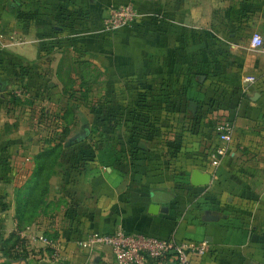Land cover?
<instances>
[{
  "label": "crops",
  "instance_id": "1",
  "mask_svg": "<svg viewBox=\"0 0 264 264\" xmlns=\"http://www.w3.org/2000/svg\"><path fill=\"white\" fill-rule=\"evenodd\" d=\"M123 3L135 7L136 23L103 31L107 7ZM252 33L264 38V0H0V78L32 95L33 106L76 109L73 125L90 126L84 101L69 95L97 94L99 107L106 102L111 112L105 120L93 111L101 132L60 152L42 209L17 229V192L30 177L39 139L22 128L21 95L0 100V241L24 231L58 245L53 257L39 241L21 239L24 259L0 253V264H115L108 247L78 245L91 233L115 229L205 242L206 252L189 255L187 264H264V42L250 47ZM213 42L223 47V65L235 62L219 75L234 79L225 81L233 85L229 97L204 102L206 112L196 108L197 132L164 136L166 122L181 124L180 109L178 119L167 117L158 100L174 90L164 81L177 80L180 49L207 56ZM221 121L232 125L229 150L209 161ZM192 170L207 173L208 184L191 185ZM153 193L159 201L151 213ZM149 264L177 260L167 253Z\"/></svg>",
  "mask_w": 264,
  "mask_h": 264
},
{
  "label": "rangeland",
  "instance_id": "2",
  "mask_svg": "<svg viewBox=\"0 0 264 264\" xmlns=\"http://www.w3.org/2000/svg\"><path fill=\"white\" fill-rule=\"evenodd\" d=\"M215 36V35H214ZM3 35L0 34V41H3L2 39ZM13 35H8L7 40H12ZM2 39V40H1ZM213 39H215L213 37ZM209 48L210 52L207 56H204L199 49L197 50H190L188 46L182 47L180 49V61L175 62V65L178 69V78L175 81H169L166 80L165 85L174 87V90L171 92H164V93H159V106H160V101L164 100V107H165V112L169 113L168 115L173 114V117H176L178 119L177 109L179 108V119L181 121V124L178 125L177 127H172L170 126L169 122H166L163 126V135H169V134H175V135H183L186 133H195L197 132V129L199 130L200 128V121H196L197 118L199 120L200 116L196 114V108L198 107L200 110H202L204 106L207 104L205 103H211L212 101H225L224 99L226 97H229L227 94V88L232 87V84H227L225 81H230L231 83L234 81L233 78L230 77V80L226 79H221L219 77L220 74L226 73V72H231L227 71L226 69L232 66L234 64V60L226 63L223 65L221 62L225 56H223V47L221 46H216L213 44ZM171 65L169 66V69H171ZM231 70V69H229ZM189 73H193V75H189ZM199 76H201V80L199 79ZM191 79V81H190ZM10 80H13L10 78ZM10 82V83H9ZM19 85H14L9 81V78H0V100L4 101L5 103H9L13 101V99L18 98V96L21 95V99H19L20 105L19 107L23 108V111L20 110L19 108L17 109L18 112H20V123L22 124V128L25 130V132L29 133L30 135H34L39 139V143L35 144L38 148L44 149L45 147H49L52 144L56 142H63V140L69 136L72 132H74L78 125H73L70 123L72 120L73 122L75 121L76 117V109L73 111H70L68 114H64L67 109H64L60 111L58 107H54L56 110H51L49 108H46L45 110V105L37 101V104L33 106V102H31L32 95L27 94V93H19ZM227 86V87H226ZM207 90L208 94L205 95V93H201V91ZM201 94L205 97V101L202 100ZM208 95H211L213 98H209ZM69 100H72L71 102H76L77 97H80L84 101V107L87 109L81 110V112H84L86 115V120L90 124V128L94 129L93 133L90 134L89 138H91L96 132H101L99 131V128L97 125H95L94 122V116L91 110V107L94 105L96 107L95 110V115L97 114L100 115V117H103V119L108 120L107 118L109 117L110 108L109 105L106 104V102L99 107V103H101L102 100L99 101L98 95H93L92 93H85L84 95L81 94H76V95H69ZM108 98H115L116 95H108L106 94ZM124 97L125 95H120ZM128 96V95H126ZM148 96H155V95H148ZM41 96L39 95L38 98L39 100H42L40 98ZM106 98V99H108ZM125 98V97H124ZM38 100V99H37ZM190 101L195 103L194 106V112L192 113L189 109ZM125 102V101H124ZM76 105V103H73ZM115 103H112L113 105ZM31 106V107H30ZM33 106V107H32ZM210 107V106H209ZM207 107V109H209ZM99 108V109H98ZM13 111L15 109L10 108V111L8 112L9 117L11 118L13 115ZM204 111L206 112V108H204ZM88 113V115H87ZM62 115H65L63 118ZM194 115V116H193ZM201 115L202 119L206 118V115ZM95 116V117H96ZM194 117L191 119L190 122V117ZM98 117V116H97ZM197 117V118H195ZM217 117L214 116L211 118V121L216 119ZM170 119L172 120V116H170ZM96 121V119H95ZM167 121V120H166ZM75 122H78L75 121ZM94 122V124H93ZM97 123V122H96ZM110 123V122H109ZM121 126H125L126 131L131 128V126L121 123ZM103 127H100V130ZM107 128V127H105ZM122 128V127H121ZM174 128V129H173ZM124 129V127H123ZM148 128H146L147 130ZM151 129L149 128L147 131L149 134H151ZM176 129V130H175ZM103 132V131H102ZM123 132V131H122ZM124 133V132H123ZM88 138V139H89ZM87 140H84L82 144H86ZM70 147V146H69ZM67 148H62L63 149H68ZM37 149V151H39Z\"/></svg>",
  "mask_w": 264,
  "mask_h": 264
},
{
  "label": "built area",
  "instance_id": "3",
  "mask_svg": "<svg viewBox=\"0 0 264 264\" xmlns=\"http://www.w3.org/2000/svg\"><path fill=\"white\" fill-rule=\"evenodd\" d=\"M137 11L129 3L110 5L101 19V29L105 32H114L121 28L134 25L137 21ZM264 38L257 33L249 37V46L260 47ZM247 82H252V77H246ZM217 143L208 152L209 161L217 162L229 150L232 137V125L229 121H221L215 126ZM17 236L22 240L39 241L43 246L52 251L53 257L58 256V245L54 240L43 235L26 234L17 231ZM86 249L102 245L110 249L115 264H149L166 255L173 253L177 264H187L189 255L201 256L206 252V243H196L191 240H176L173 237H158L143 233L125 232L115 229L111 232H95L78 242Z\"/></svg>",
  "mask_w": 264,
  "mask_h": 264
},
{
  "label": "trees",
  "instance_id": "4",
  "mask_svg": "<svg viewBox=\"0 0 264 264\" xmlns=\"http://www.w3.org/2000/svg\"><path fill=\"white\" fill-rule=\"evenodd\" d=\"M11 102H15V99ZM93 108L94 107H91L92 113L95 111ZM69 112V110H66L64 114H68ZM62 116L63 118L65 117V115ZM93 131L94 129H91L89 126V134L86 138H88ZM81 141H74L67 147ZM62 143L56 142L49 147L40 149L34 155L30 177L22 186L21 190L17 192L16 203L14 206V217L17 221V229L27 225L38 214L37 211L42 209V206L44 205L43 199L48 188L47 179L50 171L56 163L62 148H67L63 147ZM0 243V253L5 259H24V251L21 248L22 240L18 238L14 231L11 232L7 238L1 240ZM15 246H18V249H15Z\"/></svg>",
  "mask_w": 264,
  "mask_h": 264
},
{
  "label": "water",
  "instance_id": "5",
  "mask_svg": "<svg viewBox=\"0 0 264 264\" xmlns=\"http://www.w3.org/2000/svg\"><path fill=\"white\" fill-rule=\"evenodd\" d=\"M194 106L195 103L191 102L189 105L191 112H194ZM88 134H89V125L87 122H83L78 126V128L73 133H71L68 137L65 138L62 145L63 147H67L68 145L72 144L74 141L84 140L88 136ZM189 182L193 186H204L209 182V175L207 173H202L197 170H192L190 172ZM154 195L155 193H153V195L151 194V198H150L151 204L148 207L149 212L151 213L155 211L156 206H158L157 201H159L156 195L155 196ZM212 218L216 219L217 217L212 216Z\"/></svg>",
  "mask_w": 264,
  "mask_h": 264
}]
</instances>
